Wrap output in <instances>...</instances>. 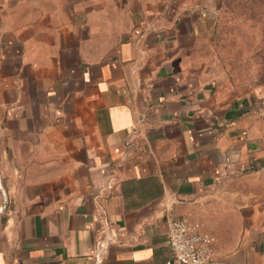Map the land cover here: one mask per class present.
I'll return each mask as SVG.
<instances>
[{
	"label": "crops",
	"instance_id": "1",
	"mask_svg": "<svg viewBox=\"0 0 264 264\" xmlns=\"http://www.w3.org/2000/svg\"><path fill=\"white\" fill-rule=\"evenodd\" d=\"M190 0H0V264H163L171 214L264 264L244 104L197 58Z\"/></svg>",
	"mask_w": 264,
	"mask_h": 264
},
{
	"label": "rangeland",
	"instance_id": "2",
	"mask_svg": "<svg viewBox=\"0 0 264 264\" xmlns=\"http://www.w3.org/2000/svg\"><path fill=\"white\" fill-rule=\"evenodd\" d=\"M200 6L197 58L225 100L244 104L264 148V0H190ZM241 201L264 213V167L233 183Z\"/></svg>",
	"mask_w": 264,
	"mask_h": 264
},
{
	"label": "built area",
	"instance_id": "3",
	"mask_svg": "<svg viewBox=\"0 0 264 264\" xmlns=\"http://www.w3.org/2000/svg\"><path fill=\"white\" fill-rule=\"evenodd\" d=\"M111 238H101L94 254L101 264ZM216 238L200 224L171 214L168 221V258L163 264H216Z\"/></svg>",
	"mask_w": 264,
	"mask_h": 264
}]
</instances>
